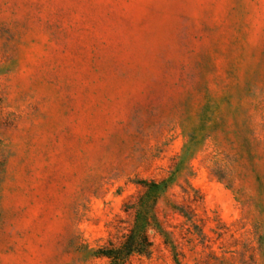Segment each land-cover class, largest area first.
<instances>
[{
  "label": "rangeland",
  "instance_id": "rangeland-1",
  "mask_svg": "<svg viewBox=\"0 0 264 264\" xmlns=\"http://www.w3.org/2000/svg\"><path fill=\"white\" fill-rule=\"evenodd\" d=\"M143 179L125 264H264V0H0V264H109Z\"/></svg>",
  "mask_w": 264,
  "mask_h": 264
},
{
  "label": "trees",
  "instance_id": "trees-1",
  "mask_svg": "<svg viewBox=\"0 0 264 264\" xmlns=\"http://www.w3.org/2000/svg\"><path fill=\"white\" fill-rule=\"evenodd\" d=\"M143 190L138 200L128 209L133 210L134 221L119 245L109 243L100 248V254L109 259V264H125L133 255H149L152 241L148 230L159 225L155 207L161 192L167 185L165 180H141Z\"/></svg>",
  "mask_w": 264,
  "mask_h": 264
}]
</instances>
